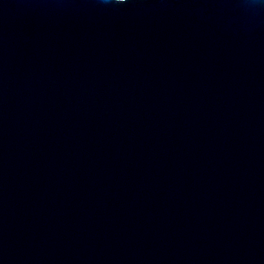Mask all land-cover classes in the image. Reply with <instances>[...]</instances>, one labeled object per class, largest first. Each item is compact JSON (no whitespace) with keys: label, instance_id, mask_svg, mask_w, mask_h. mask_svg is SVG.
Returning a JSON list of instances; mask_svg holds the SVG:
<instances>
[{"label":"water","instance_id":"water-1","mask_svg":"<svg viewBox=\"0 0 264 264\" xmlns=\"http://www.w3.org/2000/svg\"><path fill=\"white\" fill-rule=\"evenodd\" d=\"M0 264H264V0H0Z\"/></svg>","mask_w":264,"mask_h":264}]
</instances>
